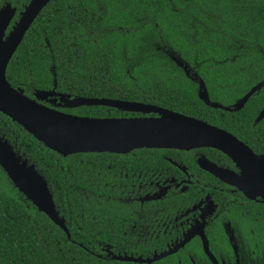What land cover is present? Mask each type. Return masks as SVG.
I'll return each mask as SVG.
<instances>
[{
  "label": "flooded vegetation",
  "instance_id": "flooded-vegetation-1",
  "mask_svg": "<svg viewBox=\"0 0 264 264\" xmlns=\"http://www.w3.org/2000/svg\"><path fill=\"white\" fill-rule=\"evenodd\" d=\"M30 1L0 0V11L6 7L13 10L2 40L9 36ZM254 53L259 54L254 64L244 59L238 66L205 67L211 78L208 83L200 73L203 66L187 64L178 56L181 64L160 67L175 70V74L164 73L129 88L101 81L93 86L89 82L88 95L84 87L78 91L59 88L52 63L43 67L51 76L46 88L24 90L9 83L29 99L65 114L132 119L157 118L161 111H169L221 129L247 147L224 148L226 152L195 145L189 149L141 147L124 153H77L85 160L78 163L75 174L81 183L94 187L54 201L51 181L21 151L28 146L9 139L19 128L28 132L0 112L1 140L35 168L52 195L56 218L66 229L47 217L56 244L59 240L53 227L58 228L66 250L84 264H264V193L257 187L264 183V48L259 46ZM124 69L128 78L147 76L134 73L145 67ZM172 77L178 80H170ZM215 77L223 79L217 85L240 88L238 95L228 91L231 98L222 102L213 99L207 85H214ZM80 85L85 86V82ZM102 85H108L104 91ZM200 92L204 98L199 97ZM76 99L128 102L153 110L104 104L70 106ZM231 155H236L237 161Z\"/></svg>",
  "mask_w": 264,
  "mask_h": 264
},
{
  "label": "trees",
  "instance_id": "trees-1",
  "mask_svg": "<svg viewBox=\"0 0 264 264\" xmlns=\"http://www.w3.org/2000/svg\"><path fill=\"white\" fill-rule=\"evenodd\" d=\"M259 46L264 48V0H51L8 64L6 79L24 90L46 88L51 76L43 67L52 63L59 88L78 91L84 87L88 95L89 82L129 88L164 73L175 74V70L160 69L176 65L174 56L204 68L238 66L244 59L254 64ZM130 66L145 67L134 73L147 76L128 78L124 67ZM208 71L200 70L206 83L211 79ZM98 73L103 77H97ZM222 80L215 77V84L207 85L213 99L220 102L240 91L217 85ZM83 81L85 86L80 85ZM107 86L100 88L104 91ZM9 139L28 146L21 151L51 181L54 201L84 187L93 189L94 185L81 183L75 174L78 163L85 160L82 154L62 157L21 128ZM49 226L47 217L0 168V264H84L66 250L58 228L53 227L56 244Z\"/></svg>",
  "mask_w": 264,
  "mask_h": 264
},
{
  "label": "water",
  "instance_id": "water-1",
  "mask_svg": "<svg viewBox=\"0 0 264 264\" xmlns=\"http://www.w3.org/2000/svg\"><path fill=\"white\" fill-rule=\"evenodd\" d=\"M49 1L31 0L5 40H2V36L13 10L6 7L0 11V112L21 125L37 141L62 156L77 153H124L141 147L189 149L195 145H207L223 151L224 148H247L221 129L173 112L161 111V116L157 118L77 117L42 106L23 95L22 91L13 89L6 79L7 65L25 33ZM175 62L182 63L177 60ZM204 96L200 92L199 97ZM83 104H104L141 111L153 110L146 105L140 106L135 103L89 99H76L69 105ZM212 106L219 107L217 104ZM231 156L237 161L236 155ZM0 168L27 201L65 229L62 222L56 218L52 195L43 177L1 138ZM257 187L264 193V183L257 184Z\"/></svg>",
  "mask_w": 264,
  "mask_h": 264
},
{
  "label": "rangeland",
  "instance_id": "rangeland-1",
  "mask_svg": "<svg viewBox=\"0 0 264 264\" xmlns=\"http://www.w3.org/2000/svg\"><path fill=\"white\" fill-rule=\"evenodd\" d=\"M170 54H172V53H170ZM172 55H173V54H172ZM174 59L177 60V61H180V60L178 59V57H176V56L173 57V60H174ZM180 62H181V61H180Z\"/></svg>",
  "mask_w": 264,
  "mask_h": 264
}]
</instances>
